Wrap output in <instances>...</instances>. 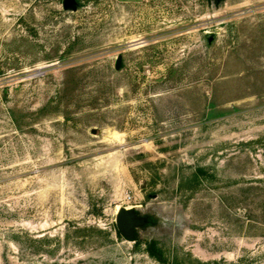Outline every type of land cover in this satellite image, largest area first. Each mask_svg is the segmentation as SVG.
Returning a JSON list of instances; mask_svg holds the SVG:
<instances>
[{
    "label": "rangeland",
    "instance_id": "374dc122",
    "mask_svg": "<svg viewBox=\"0 0 264 264\" xmlns=\"http://www.w3.org/2000/svg\"><path fill=\"white\" fill-rule=\"evenodd\" d=\"M63 1L0 0V264H264V0Z\"/></svg>",
    "mask_w": 264,
    "mask_h": 264
},
{
    "label": "water",
    "instance_id": "95a60500",
    "mask_svg": "<svg viewBox=\"0 0 264 264\" xmlns=\"http://www.w3.org/2000/svg\"><path fill=\"white\" fill-rule=\"evenodd\" d=\"M64 7L71 6V0L63 1ZM120 62V57L117 58V66ZM135 214L134 207L121 208L116 215V226L120 234L127 240L135 239V231L132 229V221L129 219L130 216Z\"/></svg>",
    "mask_w": 264,
    "mask_h": 264
},
{
    "label": "bare ground",
    "instance_id": "6f19581e",
    "mask_svg": "<svg viewBox=\"0 0 264 264\" xmlns=\"http://www.w3.org/2000/svg\"><path fill=\"white\" fill-rule=\"evenodd\" d=\"M113 136H114L115 138H118V135H117L116 133H114ZM119 209H121V208H119ZM119 209H118V211H119ZM118 211H117V212H118Z\"/></svg>",
    "mask_w": 264,
    "mask_h": 264
},
{
    "label": "trees",
    "instance_id": "16d2710c",
    "mask_svg": "<svg viewBox=\"0 0 264 264\" xmlns=\"http://www.w3.org/2000/svg\"><path fill=\"white\" fill-rule=\"evenodd\" d=\"M117 232H118V234H120V232L118 231V229H117ZM121 235V234H120Z\"/></svg>",
    "mask_w": 264,
    "mask_h": 264
}]
</instances>
